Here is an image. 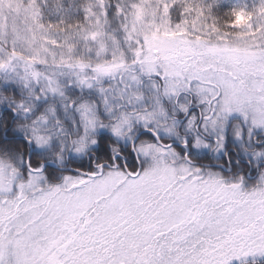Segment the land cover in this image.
I'll return each instance as SVG.
<instances>
[{"label": "snow or ice", "instance_id": "snow-or-ice-1", "mask_svg": "<svg viewBox=\"0 0 264 264\" xmlns=\"http://www.w3.org/2000/svg\"><path fill=\"white\" fill-rule=\"evenodd\" d=\"M0 264H264V0H0Z\"/></svg>", "mask_w": 264, "mask_h": 264}]
</instances>
